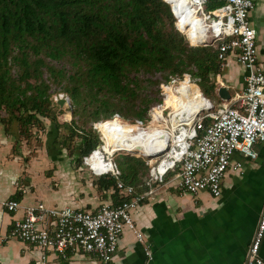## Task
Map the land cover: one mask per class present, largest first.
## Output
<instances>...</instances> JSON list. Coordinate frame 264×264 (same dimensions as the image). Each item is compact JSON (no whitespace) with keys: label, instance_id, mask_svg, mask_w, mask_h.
Masks as SVG:
<instances>
[{"label":"trees","instance_id":"obj_1","mask_svg":"<svg viewBox=\"0 0 264 264\" xmlns=\"http://www.w3.org/2000/svg\"><path fill=\"white\" fill-rule=\"evenodd\" d=\"M221 70L215 45H190L164 0H0V127L17 133L15 150L19 141L30 146L38 140L35 127L47 133L49 150L76 154L80 165L100 141L92 120L114 113L147 118L149 105L161 99L153 75L168 81L186 72L214 88ZM52 85L69 97L68 121L58 118L65 109L52 100ZM127 157V165L118 166L121 178L141 190L147 164ZM94 184L102 195L112 190V203L121 199L113 176H99Z\"/></svg>","mask_w":264,"mask_h":264},{"label":"built area","instance_id":"obj_2","mask_svg":"<svg viewBox=\"0 0 264 264\" xmlns=\"http://www.w3.org/2000/svg\"><path fill=\"white\" fill-rule=\"evenodd\" d=\"M166 2L175 18V26L190 45H215L221 62L229 54L235 57L243 70L242 88L230 93L226 100L218 97L219 102L215 104L198 87V79L184 72L168 81L160 79L161 99L148 109V121L134 118L129 122L121 120L117 113L113 115V118L131 126V132L149 129L151 123L157 126L134 136L135 139L147 140L149 148V152L137 154L147 164L141 191H136L131 183L121 179L120 169L113 160L115 151L112 154L100 152L103 141L97 124L105 119L95 120L91 126L98 130L101 143L83 155L82 162L95 176L114 177L120 201H105L91 209L46 207L42 204L28 206L22 217L13 220L6 235L0 236V244L6 237H15L39 248L41 253L37 264H46L47 251L60 257L81 253L89 259L108 264L118 248L123 230L128 229L144 243L143 251L148 259L151 250L133 221L132 209L144 199L154 198L157 189L169 182H173L181 193L206 191L219 196L221 181L228 167L239 169L241 166L239 162L231 163L232 154L238 151L251 159L257 156L255 145L264 142V72L258 59L255 30L249 21L253 0H222L207 10L203 6L208 0ZM182 20L187 25L192 24L191 39L178 24ZM184 81L200 89L197 98L201 102L197 100L198 105L195 106L193 95L183 89L177 92L175 104L163 105L170 92L167 87L173 88ZM215 83L224 84L218 79ZM95 152H99V156L91 160L92 166L88 161ZM3 205L12 211L19 207V202L10 198ZM263 235L264 204L243 264L264 262L259 255Z\"/></svg>","mask_w":264,"mask_h":264},{"label":"crops","instance_id":"obj_3","mask_svg":"<svg viewBox=\"0 0 264 264\" xmlns=\"http://www.w3.org/2000/svg\"><path fill=\"white\" fill-rule=\"evenodd\" d=\"M253 2L249 21L255 30L258 59L264 72V0ZM221 65V72L214 76L213 92L216 94L218 79L230 95L242 88L243 70L231 54ZM16 138L17 133L5 134L0 127V236L6 235L13 220L22 217L28 206L91 209L102 202H111L112 190H106V195L100 193L94 184L99 176L87 170L82 157L79 165L72 158L76 154L70 157L64 149L47 148L46 132L39 135V142L44 140L45 148L37 155L23 149V145L15 150ZM255 150L254 159L238 151L232 154L231 163L239 162L241 166L239 169L228 167L219 196L206 191L181 193L173 182L160 186L154 198L144 199L131 211L137 229L149 245L151 257L145 256L144 243L138 241L132 231L124 229L108 264H243L264 204V142L257 143ZM23 158L25 168L22 170ZM42 158L52 160L51 165H42L52 171L38 172L41 167L35 163ZM15 193L20 194L19 207L11 211L3 202ZM40 253L35 246L6 237L0 244V263L37 264ZM259 255L264 259V235ZM45 261L46 264H103L81 253L60 257L48 251Z\"/></svg>","mask_w":264,"mask_h":264},{"label":"bare ground","instance_id":"obj_4","mask_svg":"<svg viewBox=\"0 0 264 264\" xmlns=\"http://www.w3.org/2000/svg\"><path fill=\"white\" fill-rule=\"evenodd\" d=\"M167 1L170 3H173L174 1L176 3L177 0H167ZM179 26L182 28V30L187 31L190 34V31L192 30L191 22L188 23L187 25L182 20V22L179 21ZM192 40L193 42H195L194 39ZM189 87L192 88L193 90H197V89L199 90V88L195 84H189L186 81L181 82L180 85H178V87L174 89H172L170 86L167 87V89L170 88V92L168 93V98L163 102V105L175 104L177 92L186 89V91L189 92L191 95H193V97L195 98L193 100V103L195 104V106H197L198 105L197 100L198 102H201L200 99L197 98L200 92L199 93L190 92L187 90ZM156 127L157 126L151 123L149 129H145V130L138 129L135 132H131L132 130L131 126H127L126 123H122L118 118L105 119L103 120V122H101V125L99 127L102 138L104 139V143L102 144V146L99 147L100 152L103 154L106 153L112 154L114 151H118V150L127 151L132 154L149 152L147 140H141V139L139 140V137L135 139L134 136L141 132H149L150 130L155 129ZM121 130L123 132H120ZM98 154L99 152H95V154H93L91 156V159L88 161L89 163L92 164V166H94V164L91 160L94 159V157L99 156Z\"/></svg>","mask_w":264,"mask_h":264},{"label":"rangeland","instance_id":"obj_5","mask_svg":"<svg viewBox=\"0 0 264 264\" xmlns=\"http://www.w3.org/2000/svg\"><path fill=\"white\" fill-rule=\"evenodd\" d=\"M203 9L204 10H207V5H204L203 6ZM190 38V37H189ZM192 41V43H194L193 42V40H191ZM51 63H53L54 65H56L57 67H59L60 65H61V63H59V62H51ZM69 65L68 64H64V68H65V70H67V72H70L69 70L71 69L70 67H68ZM147 75H144V74H139V77H146ZM151 78H155V79H159V81H160V79H161V77L159 76V74L157 73V74H155V75H153ZM159 81L156 83V85L155 86H153L152 87V89H154V88H159L158 86H159ZM221 81V80H220ZM190 84V83H189ZM198 84H199V88L202 90V92H203V94L206 96V97H208V98H210V99H212L213 101H214V103L215 104H218V102H219V100H218V96H217V94H215L214 92H213V90H214V88H211V87H209V86H207L206 85V83H203V82H198ZM178 87V85H176L175 87H173L172 89H174V88H177ZM213 89V90H212ZM50 92H51V98H52V100L54 101V102H56L57 103V101H58V99H60V98H63V100H64V102H63V104L60 106V107H62V108H64L65 110H66V108L67 107H69V105H70V100H69V97H68V95H67V93L66 92H63L62 90H59V88L57 87V86H54V85H52L51 87H50ZM211 93V94H210ZM149 95L150 96H152L153 95V93H151V92H149ZM158 96L160 97V95L158 94ZM155 102H157V101H154V102H152L150 105H149V108H150V106L152 105V104H154ZM148 108V109H149ZM64 110V112L62 113V114H60V115H58V118L60 119V120H62V121H68L70 118H71V113H68V108H67V110L65 111ZM115 114V113H114ZM118 114V113H117ZM146 115H147V113H146ZM111 118H113L112 116H111ZM134 118H136V117H128V118H123L122 116H120V119L121 120H127V121H129V122H132L133 120H134ZM101 119H104V118H98V119H95V120H101ZM43 120H44V122L48 125V124H50V122L47 120V119H44L43 118ZM95 120H92L91 122H90V127H91V129L94 131V132H96V133H98V135L100 136V134H99V132H98V130H99V127H100V125H101V122H103V120L101 121V122H99L98 124H97V127H98V130L96 131V130H94L93 128H92V123L93 122H95ZM143 120H145V119H143ZM147 121H148V119H147ZM32 130L33 131H35L36 133V136H38L37 138H38V140L36 139V141L35 140H33V141H31L30 142V146H29V144H27V143H25L24 142V140H22V142H19L20 144L17 146L18 147V149L20 148L21 149V145H23L24 146V148L23 149H25V150H31L30 151V153L32 152V154H38V153H42V151H39V150H41L43 147L45 148V142H44V140H42V142H39V135L42 133V131H36V128L35 127H32ZM100 131V130H99ZM102 141H103V143H104V139L102 138ZM43 142H44V144H43ZM78 143H79V140L77 141ZM77 142H76V144H77ZM25 145H24V144ZM99 143H101V141H99ZM98 143V144H99ZM97 144V145H98ZM96 147V146H95ZM95 147H93V148H95ZM17 149V150H18ZM127 155H130L129 153H126V152H124V151H115L114 152V155H113V160L115 161V163L117 164V166H119L120 168L122 167V166H125V165H127V163L129 162V158L127 157ZM132 155H137V154H131V156ZM137 156H139V155H137ZM28 158V157H27ZM26 158V159H27ZM48 158V157H47ZM73 159L75 158V157H72ZM49 159V158H48ZM59 159V157H57V160ZM42 161H44V162H42ZM51 163H52V160H51V162L49 161V160H45V159H40V161L38 162V163H35V165H39L41 168L40 169H37L38 170V172H41L42 170L43 171H52L53 169H51L50 167L48 168H45V166H43L42 167V165H51ZM58 163H59V161H58ZM21 167H22V170H23V168H25V163H24V158L21 160ZM77 165V164H76ZM86 167V166H85ZM118 167V168H119ZM76 168H77V166H76ZM87 168V167H86ZM88 170V169H87ZM89 171V170H88ZM23 175H25V174H23ZM29 175V174H28ZM55 182H57V181H55ZM101 263V262H100Z\"/></svg>","mask_w":264,"mask_h":264},{"label":"water","instance_id":"obj_6","mask_svg":"<svg viewBox=\"0 0 264 264\" xmlns=\"http://www.w3.org/2000/svg\"><path fill=\"white\" fill-rule=\"evenodd\" d=\"M166 1V0H165ZM216 94L217 96L222 99V100H226L229 97V92L226 88L225 85H219L216 88ZM64 100L63 98L58 99L57 103L61 106L63 104Z\"/></svg>","mask_w":264,"mask_h":264},{"label":"clouds","instance_id":"obj_7","mask_svg":"<svg viewBox=\"0 0 264 264\" xmlns=\"http://www.w3.org/2000/svg\"><path fill=\"white\" fill-rule=\"evenodd\" d=\"M165 1V0H164ZM166 2V1H165ZM172 12V11H171ZM68 113H71V111L69 110L68 111ZM113 117V116H112ZM140 119V118H139ZM148 119V116H147V118L145 119V120H147ZM131 155V154H130ZM136 156V155H135Z\"/></svg>","mask_w":264,"mask_h":264},{"label":"flooded vegetation","instance_id":"obj_8","mask_svg":"<svg viewBox=\"0 0 264 264\" xmlns=\"http://www.w3.org/2000/svg\"><path fill=\"white\" fill-rule=\"evenodd\" d=\"M264 260V259H263ZM261 264H264V262L263 263H261Z\"/></svg>","mask_w":264,"mask_h":264}]
</instances>
